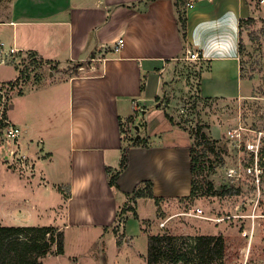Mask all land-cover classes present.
I'll return each instance as SVG.
<instances>
[{
  "label": "crops",
  "instance_id": "obj_1",
  "mask_svg": "<svg viewBox=\"0 0 264 264\" xmlns=\"http://www.w3.org/2000/svg\"><path fill=\"white\" fill-rule=\"evenodd\" d=\"M248 16L247 0H195L188 9L185 43L174 0H0V41L7 54L0 63V82L20 75L12 46L28 49L49 71L48 79L13 96L7 120L21 127V149L35 166L26 179L30 200L38 208L54 195L60 206L53 225L64 230L65 251L58 255L67 254L72 238L84 253L98 243L91 254L95 264H136L138 256L146 261L149 234L163 232L161 220L171 216L168 225L178 215L194 217L182 213L200 205L185 198L194 177L193 137L157 107V96L185 46L197 49L207 64L197 86L200 97L243 96L239 21ZM120 37L121 49L109 51L96 63L98 70L55 78V70L66 63L87 60ZM7 71L11 74L3 76ZM140 123L148 145L130 148L128 165L117 177L119 187L111 186L106 167H120L130 141L124 136ZM143 180L153 182L158 201L130 199L128 192ZM131 203L139 217L123 210ZM145 203L150 214L141 210ZM121 207L125 218L118 214ZM80 255L70 256L72 264H79Z\"/></svg>",
  "mask_w": 264,
  "mask_h": 264
},
{
  "label": "rangeland",
  "instance_id": "obj_2",
  "mask_svg": "<svg viewBox=\"0 0 264 264\" xmlns=\"http://www.w3.org/2000/svg\"><path fill=\"white\" fill-rule=\"evenodd\" d=\"M187 1L174 0L178 17H185L186 21L188 20ZM247 3H250L248 17L252 19L243 22L242 27L239 28L241 51L238 47L242 61L243 96L207 100L200 97L197 89L198 77L203 69H207V64L201 59L192 61L183 57L187 48L185 46L182 57L174 60L175 63L172 64L168 77L169 81L165 83L167 86L158 99V104L170 113L175 122L186 126L189 130L200 128L199 133L191 131L194 154L200 159L195 175L197 196L189 200V203H198L208 209L212 208L218 215L231 216L219 222L182 215L173 217L168 225L160 226L163 233L173 235V240L171 247H168L167 253L158 264H199L196 252L191 245L192 238L209 233L224 236L225 250L222 258L203 264H264V218L255 217L252 223V218L246 216V214H258L263 211L264 199H261L258 205L255 201L246 205L247 203L243 201L244 196H256L254 185L245 181L246 184L242 182L235 190L228 188L225 179L226 168L233 163L236 155L226 135L228 130L242 126L250 139L260 133L264 136V0H247ZM186 39V37L183 39L185 43ZM76 63L69 62L55 70L57 71L55 78L79 74L78 69L74 68ZM17 64L21 69L18 83L10 86L7 82H0V120L2 119L6 124L9 121L5 114L8 117V105L13 96L39 85L43 79L50 77L48 68H44L41 63L24 62L18 58ZM12 70L13 74L15 69ZM10 74L11 72L7 71L2 75ZM17 104L18 101L15 105ZM4 127L0 130V223L27 221L28 225L55 224V217L60 211L57 199L53 195V199L47 202L41 201L45 206L38 208H36L37 203L30 200L31 194L28 189L30 185L27 180L34 170L29 172L18 163L11 164V161L6 158L8 147L3 137ZM133 127L135 128V125L131 127V133L124 136L125 138L136 135V129ZM205 142L209 144V148L204 147ZM14 148L16 149V146ZM19 151V149L16 150L15 154H19ZM47 205H53V208H48ZM178 208L176 207L174 211ZM122 209L123 207L120 210L121 218H125L122 212L125 209ZM141 210L143 213H151V208L146 203ZM169 213L166 212V214ZM24 216L28 218H22ZM182 223L187 226L186 229ZM245 229L253 230L251 244L243 235ZM120 234L122 233L118 234L121 242L124 235ZM98 247V243H95L84 253L75 239L70 238L67 254L46 255L43 261L44 264H72L73 260L70 256L79 253L81 254L79 264H95L91 254ZM182 252H188L189 258L193 260L182 259L176 262V258ZM109 255H112L111 249ZM136 264L147 263L144 257L138 256Z\"/></svg>",
  "mask_w": 264,
  "mask_h": 264
},
{
  "label": "trees",
  "instance_id": "obj_3",
  "mask_svg": "<svg viewBox=\"0 0 264 264\" xmlns=\"http://www.w3.org/2000/svg\"><path fill=\"white\" fill-rule=\"evenodd\" d=\"M150 1V0H147ZM252 18H240L239 28L242 27L243 22L250 21ZM179 26L180 30L183 31V39L186 37L187 31V21L186 18L179 16ZM239 49L241 51L242 47L239 44ZM80 63H76L75 70ZM242 69V61H241ZM199 74V73H198ZM201 74V72H200ZM200 74L198 77V83L200 81ZM242 76V73H241ZM20 76H17L13 80L4 81L2 83H8L10 86H14L18 83ZM23 91L19 92L21 94ZM160 96H157L159 99ZM211 99V98H204ZM157 107H161V104H157ZM164 108V107H163ZM165 109V108H164ZM167 116L175 124H178L174 121L170 113L165 109ZM6 119H8L5 114ZM133 119V116H130L128 120ZM6 125V123L1 119L0 120V130ZM139 126L133 129H136V135L131 136L130 141L123 147L122 157L120 162V167L113 169L111 166H107L106 170L109 174V184L111 186L119 187L117 184V177L121 170L125 169L129 161V150L132 146L135 145H148V137L142 136L140 130L142 123ZM180 125V124H179ZM134 126V125H133ZM186 129V126L180 125ZM138 128V129H137ZM200 129V128H199ZM199 129L191 128L189 131L194 133H199ZM191 136L193 134L191 132ZM264 141V136H263ZM204 147L209 148L207 142L204 143ZM195 148L193 144L191 145V170L193 173L192 189L189 196H186V199L193 200L197 196V183L195 175L198 169L199 157L194 154ZM263 155H264V146H263ZM128 195L131 200L136 202L139 197H152L158 201L153 193V182L151 180L141 181L132 192H128ZM126 209L133 211L135 217H139L135 206L129 205ZM120 214V213H118ZM117 231V230H115ZM173 240V235L167 232L159 233H150L148 236V250L146 255L147 264H158L159 261L167 253L168 247H171ZM192 247L196 252V257L198 258V263L203 264L204 262H212L222 258L225 250V238L222 234H200L197 237L192 238ZM65 251V233L61 227L57 225H28V224H2L0 223V264H44L43 257L49 254L58 255L62 254ZM193 260L189 258L188 252H182L176 258V262L180 260Z\"/></svg>",
  "mask_w": 264,
  "mask_h": 264
},
{
  "label": "built area",
  "instance_id": "obj_4",
  "mask_svg": "<svg viewBox=\"0 0 264 264\" xmlns=\"http://www.w3.org/2000/svg\"><path fill=\"white\" fill-rule=\"evenodd\" d=\"M195 6V0L187 1V8L192 9ZM124 39L122 37L118 38L111 46H101L98 53L94 56L89 57L87 60L79 61L77 63V69L79 74L89 72V70H98L100 66L96 63H101L106 57L107 53L111 50L119 51L123 45ZM11 54L16 56L22 61L26 62H39L37 56L32 54L28 49L22 47L12 46L9 49ZM5 44L0 41V63H5L6 60ZM188 60L196 61L201 59L200 52L191 47L187 46L186 53L184 56ZM139 109L138 105L135 107V111ZM135 112V114H136ZM133 126V125H132ZM22 134V129L16 124L8 122L4 127V141L8 147V152L6 153V158L11 161V164L18 163L20 166L28 169V171L34 170L35 166L28 155L27 151H23L19 144V138ZM227 138L232 144L236 155L234 161L231 165L226 168L225 179L227 180L228 188H234L235 190L240 187V184L248 181L255 188V197H249L248 195L243 197V201L250 204L255 201L256 205L261 203V199H264V155H263V135L260 133L252 139L247 137L242 126H238L234 129H230L227 132ZM16 146V149L14 148ZM20 150L19 154H15L16 150ZM206 186V185H205ZM163 211L159 210L158 214L163 215ZM183 214L194 216L206 220H211L215 222L223 221L226 218H230L231 215H218L213 209H206L201 205H192L182 212ZM246 216L252 218V223L255 217L264 218V210L258 214H246ZM171 216L164 218L160 221V226L164 227ZM243 235L249 239L251 244L253 238V230L245 229Z\"/></svg>",
  "mask_w": 264,
  "mask_h": 264
},
{
  "label": "water",
  "instance_id": "obj_5",
  "mask_svg": "<svg viewBox=\"0 0 264 264\" xmlns=\"http://www.w3.org/2000/svg\"><path fill=\"white\" fill-rule=\"evenodd\" d=\"M136 127H138V126H136Z\"/></svg>",
  "mask_w": 264,
  "mask_h": 264
}]
</instances>
